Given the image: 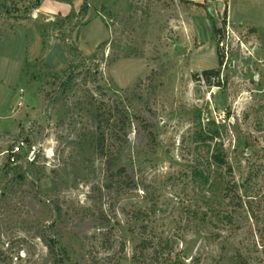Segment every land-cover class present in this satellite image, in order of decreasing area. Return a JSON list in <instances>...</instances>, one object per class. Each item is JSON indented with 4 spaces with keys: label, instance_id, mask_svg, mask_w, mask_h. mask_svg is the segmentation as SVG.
<instances>
[{
    "label": "rangeland",
    "instance_id": "1",
    "mask_svg": "<svg viewBox=\"0 0 264 264\" xmlns=\"http://www.w3.org/2000/svg\"><path fill=\"white\" fill-rule=\"evenodd\" d=\"M36 7L0 0V264H264V0Z\"/></svg>",
    "mask_w": 264,
    "mask_h": 264
},
{
    "label": "crops",
    "instance_id": "2",
    "mask_svg": "<svg viewBox=\"0 0 264 264\" xmlns=\"http://www.w3.org/2000/svg\"><path fill=\"white\" fill-rule=\"evenodd\" d=\"M36 11L54 17H67L71 13H78L86 0H35ZM89 6L102 5L105 0H87ZM95 7V6H94Z\"/></svg>",
    "mask_w": 264,
    "mask_h": 264
},
{
    "label": "built area",
    "instance_id": "3",
    "mask_svg": "<svg viewBox=\"0 0 264 264\" xmlns=\"http://www.w3.org/2000/svg\"><path fill=\"white\" fill-rule=\"evenodd\" d=\"M24 105V92L23 90L20 91L19 94V100L17 103V109H21ZM36 150H32L30 152V154L27 156L25 163L27 165L34 163L35 159H36ZM11 154L14 157L20 156L23 154V150H22V146L20 144H18L17 146H15L12 150H11ZM27 254L24 251L18 252L16 253V255L11 257V264H22L23 261L26 259Z\"/></svg>",
    "mask_w": 264,
    "mask_h": 264
},
{
    "label": "trees",
    "instance_id": "4",
    "mask_svg": "<svg viewBox=\"0 0 264 264\" xmlns=\"http://www.w3.org/2000/svg\"><path fill=\"white\" fill-rule=\"evenodd\" d=\"M87 7H88V2L86 0V2L83 4V6L81 7L80 9V12H85L87 11ZM222 30L217 28V26L215 25L214 26V34L216 36H219L222 32ZM220 63L222 64V62L220 61ZM202 76L204 77V79L207 81V83L211 86V85H214V86H217V87H220V82H214L215 80H219L220 79V71H216V70H208V71H204ZM213 79V80H212ZM213 81V82H212ZM215 160L217 161V163H220L221 165L225 164L223 160H220V158L218 157H215ZM31 165V164H29ZM15 169H20V167L17 166V168ZM204 181H207V179H204ZM146 214L144 213V217ZM135 217L136 219H142L143 218V215L142 213L140 212H136L135 213Z\"/></svg>",
    "mask_w": 264,
    "mask_h": 264
}]
</instances>
